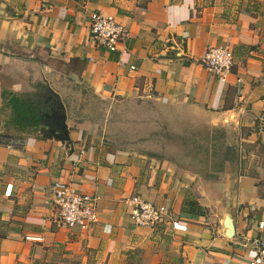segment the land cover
<instances>
[{
    "label": "crops",
    "instance_id": "1",
    "mask_svg": "<svg viewBox=\"0 0 264 264\" xmlns=\"http://www.w3.org/2000/svg\"><path fill=\"white\" fill-rule=\"evenodd\" d=\"M92 12L128 30L118 51L95 46ZM226 38L234 64L222 82L200 59ZM39 85L62 103L69 148L39 128L6 134L3 94ZM83 92L205 110L237 131L238 160L203 179L140 145L117 147L79 114ZM263 108L264 0H0V138L20 141L0 142V264H247L251 239L264 242ZM57 183L99 196L88 229L54 226ZM133 195L165 205L168 217L134 227L124 202Z\"/></svg>",
    "mask_w": 264,
    "mask_h": 264
},
{
    "label": "rangeland",
    "instance_id": "2",
    "mask_svg": "<svg viewBox=\"0 0 264 264\" xmlns=\"http://www.w3.org/2000/svg\"><path fill=\"white\" fill-rule=\"evenodd\" d=\"M55 69H59L55 64ZM79 114L117 147L140 145L161 160L203 179L217 177L238 160L237 131L205 110L152 98L103 101L83 92Z\"/></svg>",
    "mask_w": 264,
    "mask_h": 264
},
{
    "label": "built area",
    "instance_id": "3",
    "mask_svg": "<svg viewBox=\"0 0 264 264\" xmlns=\"http://www.w3.org/2000/svg\"><path fill=\"white\" fill-rule=\"evenodd\" d=\"M88 28L95 46L109 52L118 51L120 44L129 36L128 30L115 17L101 12H92L89 15ZM233 64V51L229 38H226L222 44L207 46L200 59V65L204 70L222 82H225L231 74ZM237 81L240 82L239 79ZM258 122L264 131V108L260 112ZM0 142L7 145L20 143L19 139L6 138V136L1 137ZM52 190L55 227L86 230L96 222L98 195L80 192L67 183H57ZM124 202L129 206V219L134 227L154 228L169 214V209L165 205L148 203L137 195L126 198ZM171 226L174 230L180 231L186 228L177 221H172ZM251 244L254 246V254L247 264H264V242L261 238L254 237L251 239Z\"/></svg>",
    "mask_w": 264,
    "mask_h": 264
},
{
    "label": "trees",
    "instance_id": "4",
    "mask_svg": "<svg viewBox=\"0 0 264 264\" xmlns=\"http://www.w3.org/2000/svg\"><path fill=\"white\" fill-rule=\"evenodd\" d=\"M3 98L10 115L6 121V134L13 136L14 134L37 131L42 124L57 127L62 125V103L58 95L46 85H39L36 92L22 96L5 93ZM187 204L193 206L190 202Z\"/></svg>",
    "mask_w": 264,
    "mask_h": 264
},
{
    "label": "water",
    "instance_id": "5",
    "mask_svg": "<svg viewBox=\"0 0 264 264\" xmlns=\"http://www.w3.org/2000/svg\"><path fill=\"white\" fill-rule=\"evenodd\" d=\"M39 133L45 139H54V141H60L62 144H64L65 148H69L71 146V141L69 139L68 131L65 125L64 111L62 125L60 127L49 124H42L39 127ZM224 225L228 229L226 236H231L230 234H232V223L229 217L225 218Z\"/></svg>",
    "mask_w": 264,
    "mask_h": 264
}]
</instances>
